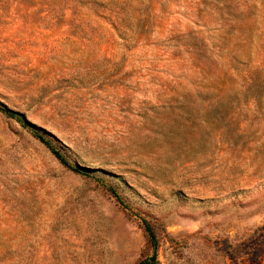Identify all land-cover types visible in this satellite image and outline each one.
<instances>
[{
	"label": "rangeland",
	"instance_id": "rangeland-1",
	"mask_svg": "<svg viewBox=\"0 0 264 264\" xmlns=\"http://www.w3.org/2000/svg\"><path fill=\"white\" fill-rule=\"evenodd\" d=\"M0 101V264H264V0H0Z\"/></svg>",
	"mask_w": 264,
	"mask_h": 264
},
{
	"label": "trees",
	"instance_id": "trees-1",
	"mask_svg": "<svg viewBox=\"0 0 264 264\" xmlns=\"http://www.w3.org/2000/svg\"><path fill=\"white\" fill-rule=\"evenodd\" d=\"M0 110L5 112L10 117L15 118L16 120H18L22 124H24L26 126L33 127V129L35 130V135L50 148L52 153L56 156V158L64 166L68 167L69 169L73 170L76 173H80V174H83V175H89L90 174V172L83 170V168L79 167L78 165L72 164L70 162V160L63 154V152L60 149L56 148L55 145L53 144V142L49 138H47V136L45 134H43L41 132L42 129L39 128V127H36L34 124H32L24 116V114L22 112L9 108L2 101H0ZM109 189L111 191V194L116 198V200L118 202H120L125 208H128V205L126 204V202L123 199V197L121 196V194L115 188L110 187ZM142 222H143L145 230L147 232V235H148V238H149V242L151 243V245L153 246V249H154V254L151 257V261L154 264H158L159 260H158V254H157V251H158V237H157V234H156L155 229L153 227V224H152V222H151V220L149 218H147L145 216H142Z\"/></svg>",
	"mask_w": 264,
	"mask_h": 264
}]
</instances>
